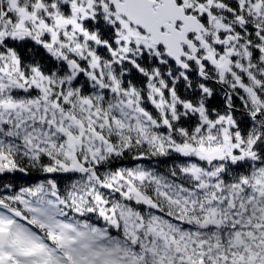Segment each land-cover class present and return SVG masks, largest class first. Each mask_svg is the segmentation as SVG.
I'll use <instances>...</instances> for the list:
<instances>
[{"label": "snow or ice", "instance_id": "1", "mask_svg": "<svg viewBox=\"0 0 264 264\" xmlns=\"http://www.w3.org/2000/svg\"><path fill=\"white\" fill-rule=\"evenodd\" d=\"M0 264H264V0H0Z\"/></svg>", "mask_w": 264, "mask_h": 264}]
</instances>
